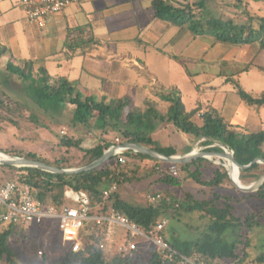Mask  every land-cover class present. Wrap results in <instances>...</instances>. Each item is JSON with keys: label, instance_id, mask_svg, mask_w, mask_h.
<instances>
[{"label": "trees", "instance_id": "16d2710c", "mask_svg": "<svg viewBox=\"0 0 264 264\" xmlns=\"http://www.w3.org/2000/svg\"><path fill=\"white\" fill-rule=\"evenodd\" d=\"M179 1L152 0L155 17L187 29L195 37L212 35L220 42L237 45L259 44L264 49V16L254 15L246 0H235L233 4V7L239 12L240 17L238 18L232 16L227 18L217 13L211 4L214 0ZM88 27L87 25L70 29L68 34L82 36L81 33L85 32ZM77 39L66 43V48L75 52L81 47L83 40ZM93 39L94 34L90 32L85 42L90 43ZM7 53L8 48L0 44V60ZM35 65H38L37 70ZM3 71L21 81L26 94L32 97L37 104L45 106L46 103L53 102L57 108L63 107L69 113V118L63 123L66 126L77 128L93 125L102 131V136L95 139L97 141L89 147L83 146L84 138L82 136L75 138L73 135L67 134L66 130L62 131L64 134L51 147L50 153L45 157L31 150L20 148L0 149L11 156L42 161L58 168L85 166L99 159L111 146V140L107 136L111 130L116 131L123 138L120 141L121 144L125 142L140 143L165 156L177 155L178 150L175 146H164L153 137V133L162 123H174L178 131L190 134L196 139H203L202 143L209 146L207 151L222 152L224 151L223 146L233 151L234 157L242 165H249L258 158H264V128L250 131L237 130L225 120L220 110L215 106L202 112H200L199 106L187 111L178 89L172 90L169 94H162V99L170 102L167 111L162 112L157 103L152 100L146 102L145 108H140L134 105L133 98L129 95L113 98L107 96L99 98L94 94L87 95L79 89L78 80H70L68 77H53L44 61L28 59L24 63H16L9 59ZM6 75L5 82L9 79L7 78L9 76ZM234 76L233 74L232 77ZM228 81L235 85L236 93L242 103L248 107L256 106L259 109L264 106V93L256 96L246 91L234 78ZM2 84L3 82L0 80V85ZM3 93L9 95L6 91ZM12 100L14 103L21 104V101L16 98ZM5 104L7 102L0 98V105ZM196 116L200 122L195 120ZM12 121L15 124L18 123L15 120ZM216 142L219 144L216 145ZM77 149L82 155L77 154ZM190 149L188 147L187 152ZM127 150L123 152V156L127 159L123 166L119 161L114 166L103 163L93 169L71 174L51 172L32 166L0 164V182L15 180L21 184L27 183L31 185L32 194L36 200L57 206L69 203L66 196L67 191L85 190L91 198L92 206H102L103 211L115 208L146 230L162 219L168 221L170 216H181L183 210L200 212L202 216L209 218L205 235L201 234L202 236L192 239L180 237L175 234L176 231H171L167 235L168 221L163 230V235L168 243L178 253L195 258L204 264H247L250 253L246 248L250 245L251 240L248 235L244 234V228L251 230L262 225L264 205L260 211L242 214L236 203L248 198L264 199V182L257 190L240 197L239 194L225 191V188L228 189V182L233 188L235 186L230 180L229 172L223 166H215L213 176L206 177L205 172L211 161L205 157H198L189 162L176 163L177 166L173 167L181 175L182 173L186 174L185 178H190L202 186L210 187L212 190L210 197L197 199L187 194V198L184 200H175V198L165 196L158 203L149 202L145 206L126 201L118 193V190L105 198L103 189L112 184H116L119 188L121 185L132 184L136 180L140 181L141 178L138 177L137 170L141 165L137 166L136 163V168H134L135 166L129 164L134 161L154 159L156 167L160 165V161L148 153L133 149ZM75 158H78V161H75ZM156 167L151 173L157 172ZM172 174L165 172V175L159 179L160 182L180 184V180ZM263 174L264 166L255 161L251 166L240 169L239 179L246 185L258 180ZM241 194L243 195V193ZM16 227L12 224H0V264L4 260L10 264H17L16 252L9 241ZM98 238L95 233L89 235L88 240L83 243V248L79 251H74L71 245L65 244L59 258L48 263L43 260L37 264H177L157 248H147L146 243H142V248L137 251L127 254L117 253L108 257L103 250L96 246L95 241ZM24 243L31 255L40 251L39 245L33 239L26 238ZM148 251H151V255L149 253L150 258L145 261L144 257L145 254L148 255ZM253 261L264 264V243Z\"/></svg>", "mask_w": 264, "mask_h": 264}, {"label": "rangeland", "instance_id": "374dc122", "mask_svg": "<svg viewBox=\"0 0 264 264\" xmlns=\"http://www.w3.org/2000/svg\"><path fill=\"white\" fill-rule=\"evenodd\" d=\"M182 1L180 0L179 2ZM246 1L254 15L264 16V0ZM14 2L15 0L6 1V3L10 4ZM234 2L235 0H214L211 4L217 13L227 18L231 16L238 18L240 16L239 12L233 7ZM123 6H128V4L126 3ZM4 7L6 6L1 7V9ZM18 23L20 26L25 25L19 21ZM96 23H98L96 25V34L100 37H105V34L110 32L111 27L102 19H98ZM150 26L149 30L151 33H156L151 37H145L143 39L145 43H140L134 38L131 42H125L124 40L122 42L114 41L109 45H105V49H110L111 51L112 49L125 48L138 51L139 55L142 54L144 56L147 71L141 69L139 62L128 61L127 63H133V65L132 67L126 66L125 57H122L121 54L117 55L114 53L117 58L112 59L113 55L108 53L110 50L106 51V55H109L108 58L98 53L93 55L92 64L96 69V75L87 71L88 68L86 66H91L89 62H85V67H82L84 63L82 55L77 56L73 61H69L72 55L68 52H65L67 55L61 54L62 60L47 61V67L53 77L61 75L59 77L77 79L79 81V89L87 95L94 94L99 98L130 95L133 98L134 105L137 107L145 108L146 102L152 100L157 103L158 108L162 112H166L170 102L162 99V94H169L172 90L178 89L187 111L199 106L201 108L200 112H202L211 106H215L220 110L225 120L237 130H259L262 125L264 126V106L259 109L256 106L248 107V105L242 103L238 93H236L235 85L228 81L234 78L246 91L256 96L264 93V49L259 44H230L220 42L212 35L195 37L187 29L161 19H156ZM90 47L96 48V45L92 44L86 48ZM16 49H18V46H16ZM81 49L83 50V48ZM18 56L19 54L17 53L14 56L8 52L0 60V80L3 82L0 85L2 88L0 90V98L7 102L5 105H0V149L20 148L31 150L45 157L50 153L51 147L64 134L62 131L65 130L67 134L73 135L75 138L82 136L84 138L83 146L89 147L95 143L97 141L95 139L102 136L100 129L93 125L79 126L77 128L66 126L63 123L69 118V113L63 107L57 108L53 102H48L45 106L37 104L32 97L26 94L24 84L21 81L4 73L3 70L9 59L16 63H24L26 61V59H18ZM35 68L37 70L38 65H35ZM81 71L84 72L83 76L85 77L82 80L80 78ZM86 73L89 75H86ZM233 74L235 75L234 77H232ZM5 75L9 76L6 82L4 81L6 79ZM136 86L142 88L145 93L136 91L138 89L135 88ZM3 91H6L9 95H5ZM14 98L20 100L21 104L14 103L12 100ZM236 112L238 116H232V118L231 115ZM12 120L18 123L15 124ZM195 120L200 122L198 116L195 117ZM107 136L112 143L107 150L112 148L114 144L121 143L120 141L123 139L119 133L112 130L109 131ZM153 137L164 146L175 144L173 146L177 148L178 156H183L191 151L211 152L206 150L209 146L202 143L203 139H196L190 134L178 131L174 123H162L153 133ZM215 144L219 143L216 142ZM188 147L191 148L189 152H187ZM127 149H124V151L126 152ZM76 152L82 155L80 150L77 149ZM118 155L120 156L115 150L113 156L104 163L114 166L118 162ZM201 157L211 161L209 168L205 172L206 177L213 176L212 173L215 166H223L229 172L230 180L236 190L228 182V189L225 188L227 192L236 193L240 197H244V194L257 190L264 182V174L258 180L246 185L241 183L240 180L241 185L251 186L249 190L241 189L232 178L227 159L215 154H207ZM155 158L160 161L159 167H156L154 159L134 161L129 164L131 166H135L136 163L137 166H139L138 164L141 165L140 169L137 170L138 177L140 176L141 179L140 181L136 180L132 184L119 186L117 189L118 193L126 201L145 206L151 202L150 196L153 194H161L162 198L168 196L172 199L175 198V200H184V198H187V194L197 199L210 197L212 194L210 187L202 186L190 178H185L186 174L182 173L181 175L180 172L177 176L172 174L174 169H176L173 167L176 163L163 160L160 157ZM74 160L78 161V158ZM120 164L124 165L123 163ZM262 165L264 166L263 163ZM155 167L157 172L151 173ZM165 172L174 175L180 180V184L174 185L160 182L159 179L165 175ZM69 203L73 204L72 201H69ZM263 205L264 199L254 198L242 199L241 202L236 203L239 212L242 214L250 211H260ZM168 221L169 225L166 227L167 235L171 231H176L175 234L178 236L192 239L202 236L201 234L205 235L209 218L202 216L200 212L183 210L181 216H170ZM244 234L248 235L251 240L250 245L246 248L250 253L247 264H258L253 260L261 251L264 243V217L260 227L251 230L244 228ZM26 238L33 239L42 252L31 255L25 247L24 240ZM9 241L16 252L15 259L17 264H37L43 260L47 261V263L51 262L61 256V250L66 244L63 241L59 221L56 219H46L40 224L31 223L17 226ZM146 245L147 248L154 249L153 244L149 246L146 243ZM150 252L148 251V255L145 254V261L150 258ZM112 255L115 254L108 255V257ZM1 264H10V262L4 260Z\"/></svg>", "mask_w": 264, "mask_h": 264}, {"label": "built area", "instance_id": "2783aa9c", "mask_svg": "<svg viewBox=\"0 0 264 264\" xmlns=\"http://www.w3.org/2000/svg\"><path fill=\"white\" fill-rule=\"evenodd\" d=\"M25 10L29 22L40 28H45L51 16L63 12L70 6L79 5L82 0H19ZM121 145L114 144L113 147ZM112 147V148H113ZM115 149L120 154L118 161L125 164L127 159L123 154L125 146ZM228 152H233L226 148ZM2 152V151H0ZM7 153L2 152V155ZM9 155V154H8ZM174 175H178L174 169ZM117 185L103 189L105 198L117 190ZM66 196L73 204L66 203L61 206L41 202L34 198L31 185L18 183L15 180L0 182V224L16 226L42 223L46 219H56L62 230L63 241L72 246L74 251L83 248L88 236L96 234V246L105 254H127L142 248V243L154 245L171 261L177 264H204L195 258L178 253L163 235L167 219L152 226L149 230L131 221L126 215L115 208L103 211V207L92 206L89 194L85 190H69ZM161 194L150 196L152 203H158ZM42 252L41 250L39 251Z\"/></svg>", "mask_w": 264, "mask_h": 264}, {"label": "crops", "instance_id": "0c3cea01", "mask_svg": "<svg viewBox=\"0 0 264 264\" xmlns=\"http://www.w3.org/2000/svg\"><path fill=\"white\" fill-rule=\"evenodd\" d=\"M6 1L8 0H0V44L6 46L8 52L12 55L19 54L18 59L40 60L46 64L50 60H62L61 54L67 55L65 52H68L72 55L69 61H73L77 56L82 55L84 61L82 67H85V62H89L91 66H86L87 71L96 75V69L92 64L94 54L98 53L106 56V58L111 54L113 55L112 59H116L117 55L121 54L122 57H125L126 66L132 67L133 63L127 62L134 61L135 63L139 62V66L143 71L148 70L145 66L144 56L139 55L138 51L129 48L112 49L111 51L105 49V45H109L114 41L131 42L134 38L140 43H145L143 40L145 37L154 35L156 32L151 33L149 29L151 28L150 25L158 18L155 17L152 0H82L79 5L70 6L63 12L51 16L45 28H40L27 20L25 10L19 0H15L13 4L11 3L12 5L6 3ZM126 3L128 6H123ZM3 6L6 7L1 9ZM98 19L104 20L111 27L110 32L105 34L106 38L98 36L95 32ZM18 21L25 25L20 26ZM87 25L89 27L81 33L82 36L68 34L70 29ZM90 32L95 36L90 43H87L85 41ZM146 32L147 34L142 37ZM83 36L86 38H82ZM77 38L83 39L81 47L76 49L75 52L70 48H66V43L78 40ZM92 44L96 45V48H86ZM16 46H18V49H16ZM107 50H110L109 55H106ZM114 53L117 55H114ZM81 72L80 78L82 80L85 77L83 76L84 72ZM86 75L89 74L86 73ZM135 88H138L136 91L145 93L139 86ZM236 115L238 116L237 112L233 113L231 117ZM262 128H264L263 125Z\"/></svg>", "mask_w": 264, "mask_h": 264}, {"label": "water", "instance_id": "95a60500", "mask_svg": "<svg viewBox=\"0 0 264 264\" xmlns=\"http://www.w3.org/2000/svg\"><path fill=\"white\" fill-rule=\"evenodd\" d=\"M119 146H125L127 148L134 149V150L139 151V152L148 153L153 157H160L163 160H167V161L174 162V163L189 162L195 158H198L201 156H206L207 154H210V155L215 154V155H218V156L223 157V158L224 157L231 158L233 160V162L236 164V166L238 167L237 180H239L238 181L239 184L237 183L236 179H234L233 177L232 178L237 183L239 188L245 189V190H247V189L249 190L251 188V186H243L240 184V179H239L240 169L244 168V167L251 166L255 161H258L259 163L264 164V158H258L255 161H253L252 163H250L249 165H242L236 160L233 152H228L224 146H223L224 151H222V152H206V151L195 152V151H191V152H189L183 156H178V155L165 156L161 153H158V152L152 150L151 148H149L143 144L134 143V142H125L121 145H117L113 148H110L109 150L105 151L104 154L99 159L91 162L90 164H88L86 166H82L79 168H58V167H55L53 165H49L47 163H44L42 161L29 159L26 157L11 156L8 154H6L4 156L3 155L0 156V164H9V165H13V166H32V167H38V168H41V169H44L47 171H51V172L71 174V173H77V172H81V171H85V170H90V169H93L97 166H100L105 161H107L111 156H113L115 149L118 148Z\"/></svg>", "mask_w": 264, "mask_h": 264}, {"label": "bare ground", "instance_id": "6f19581e", "mask_svg": "<svg viewBox=\"0 0 264 264\" xmlns=\"http://www.w3.org/2000/svg\"><path fill=\"white\" fill-rule=\"evenodd\" d=\"M117 149H120V148H117ZM0 156H2V153L1 152H0ZM224 158L227 159L228 162H229V166H230V170H231L232 177L237 180V170H238V167L236 166V164L233 162V160L231 158H228V157H224ZM238 181L239 180H237V183H239Z\"/></svg>", "mask_w": 264, "mask_h": 264}]
</instances>
